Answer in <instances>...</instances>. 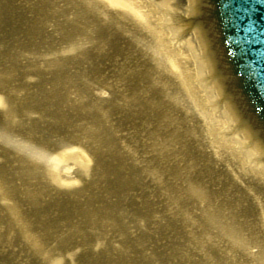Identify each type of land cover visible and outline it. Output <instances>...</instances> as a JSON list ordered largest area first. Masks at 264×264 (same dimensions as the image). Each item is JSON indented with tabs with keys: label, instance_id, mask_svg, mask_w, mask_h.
<instances>
[{
	"label": "rangeland",
	"instance_id": "1",
	"mask_svg": "<svg viewBox=\"0 0 264 264\" xmlns=\"http://www.w3.org/2000/svg\"><path fill=\"white\" fill-rule=\"evenodd\" d=\"M154 42L106 0H0V264H264L261 169Z\"/></svg>",
	"mask_w": 264,
	"mask_h": 264
},
{
	"label": "bare ground",
	"instance_id": "2",
	"mask_svg": "<svg viewBox=\"0 0 264 264\" xmlns=\"http://www.w3.org/2000/svg\"><path fill=\"white\" fill-rule=\"evenodd\" d=\"M106 1L133 12L139 23L148 29L155 41L154 54H161L167 61L169 71L197 110L200 127L211 143L213 141L214 151L222 150L229 161L241 163L243 172L250 170L244 165L250 160L261 169L250 172L264 176L261 148L252 142L219 90L197 27L191 23L193 0ZM77 152V148H69L59 153L54 163L76 161ZM260 214L264 219V209Z\"/></svg>",
	"mask_w": 264,
	"mask_h": 264
},
{
	"label": "water",
	"instance_id": "3",
	"mask_svg": "<svg viewBox=\"0 0 264 264\" xmlns=\"http://www.w3.org/2000/svg\"><path fill=\"white\" fill-rule=\"evenodd\" d=\"M261 1L264 0H193V15L199 8L194 23L198 24L219 90L230 102L241 126L264 148V3L260 5Z\"/></svg>",
	"mask_w": 264,
	"mask_h": 264
}]
</instances>
